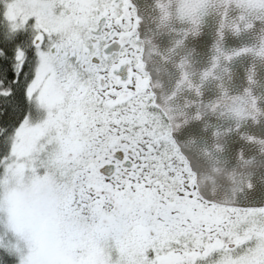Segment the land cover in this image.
I'll list each match as a JSON object with an SVG mask.
<instances>
[{"label":"snow or ice","instance_id":"snow-or-ice-1","mask_svg":"<svg viewBox=\"0 0 264 264\" xmlns=\"http://www.w3.org/2000/svg\"><path fill=\"white\" fill-rule=\"evenodd\" d=\"M0 264H264V0H0Z\"/></svg>","mask_w":264,"mask_h":264}]
</instances>
